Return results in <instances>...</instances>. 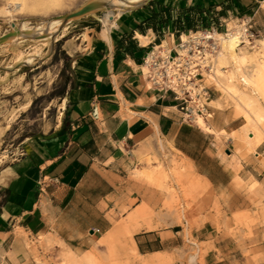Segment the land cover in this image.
<instances>
[{
  "label": "crops",
  "instance_id": "0c3cea01",
  "mask_svg": "<svg viewBox=\"0 0 264 264\" xmlns=\"http://www.w3.org/2000/svg\"><path fill=\"white\" fill-rule=\"evenodd\" d=\"M252 12L262 35L263 0H152L125 11L109 33L100 28L74 60L62 127L27 142L0 172V264H38L34 240L83 256L143 206L147 227L133 235L135 251L151 257L181 247L182 232L160 225L161 216L170 223V195L151 175L155 159L169 165L171 149L197 182L189 215L206 220L193 237L214 243L208 264H245L228 252L236 242L217 232L215 210L221 206L230 228L234 215L264 207V139L244 141L236 110L216 97L205 122L210 131L184 123L173 94L150 87L143 61L158 47L175 53L180 35L207 15Z\"/></svg>",
  "mask_w": 264,
  "mask_h": 264
},
{
  "label": "rangeland",
  "instance_id": "374dc122",
  "mask_svg": "<svg viewBox=\"0 0 264 264\" xmlns=\"http://www.w3.org/2000/svg\"><path fill=\"white\" fill-rule=\"evenodd\" d=\"M94 1L98 0H0V40L8 39L0 42V172L4 166L20 157L27 142L47 137L62 127L65 109L63 98L69 88L75 85L74 60L91 43L100 28L104 26L109 33L113 26L109 25L107 10H100L95 14L86 12L69 22H57L55 25L61 23L64 26L60 24L56 40L49 45L38 38L23 36V32L28 33L27 29L32 28H36V31L48 21H55V17L82 12ZM144 4L127 11L136 10ZM114 12L118 14L117 10ZM242 15H233V19L228 21L229 27H235ZM21 25L24 29H21ZM86 26L94 27L91 30ZM259 30V26L257 29L255 27L254 41L251 45L239 47L237 54L224 49L221 44L223 55H220V51L216 55L211 77L206 79L212 100L215 97L221 99L223 107L236 110L237 116L241 118L242 139L249 141L252 136L254 142L248 143L254 145L264 139V96L245 86L243 77L264 72V64L258 59V52L264 45V31L260 35ZM18 31H22L23 37ZM19 35L22 38H17ZM12 37L16 39L9 40ZM232 89L237 93L232 92ZM249 100L252 101L251 107L248 106ZM167 158L170 163L165 167L162 161L155 159L157 167L152 169L154 173L151 175L160 182L159 187L170 195L165 203V208L170 212V223L162 221L161 216L160 225L175 226L176 231L182 232L181 247L170 253L140 257L134 250L133 235L138 227L140 230L147 227L148 219H132L133 212L115 225L117 232L110 231L93 250L83 256H77L67 248L64 250L60 244L55 247L57 242L32 241L30 245L37 263L144 264L146 259H151V264H208L209 255L215 251L214 243H202L193 237L194 226L206 220L189 215L193 207L191 192L197 182L188 163L176 151L171 149ZM3 196L0 186V203ZM215 211L217 232L227 233L236 242L229 247L228 252L244 260L245 264L264 261V207L234 215L230 228L226 226L228 218L220 205ZM151 217L152 221L157 215L152 213ZM216 252L220 258L219 252Z\"/></svg>",
  "mask_w": 264,
  "mask_h": 264
},
{
  "label": "built area",
  "instance_id": "2783aa9c",
  "mask_svg": "<svg viewBox=\"0 0 264 264\" xmlns=\"http://www.w3.org/2000/svg\"><path fill=\"white\" fill-rule=\"evenodd\" d=\"M230 19L233 16L216 20L214 14L207 15L197 30L180 35L175 53L158 47L143 61L150 87L173 94L184 123L197 125L199 119L206 122L212 115V93L206 79L212 70L210 56L217 55L221 46L218 40H208L207 35H228L232 30L241 46L254 41L255 13L243 14L235 27H229Z\"/></svg>",
  "mask_w": 264,
  "mask_h": 264
},
{
  "label": "bare ground",
  "instance_id": "6f19581e",
  "mask_svg": "<svg viewBox=\"0 0 264 264\" xmlns=\"http://www.w3.org/2000/svg\"><path fill=\"white\" fill-rule=\"evenodd\" d=\"M103 1H105V0H98L96 2L94 1L95 3L87 6L85 10H87V12L92 13V14H95L96 12H98L100 10H107L109 25L112 27L116 23V20L125 11H127L129 9H132V8H134L136 6L142 5V4L146 3L148 0H106L108 2H103ZM85 10H83V11H85ZM115 10L118 11V14H115V12H114ZM77 18H78L77 12L71 14L69 17H61V16H59L58 18L55 17L53 19L55 21H51V22L48 21L46 25L40 26L36 31H35L36 28H34V29L33 28L32 29H27L26 26L23 24V26H25V29H27L29 31L28 33L27 32H23V34H24L23 36H27L29 38L30 37H32V38H38L37 40L43 41L42 43L45 42L47 45H49L50 42H53L54 40H56V36L58 34V30H59L60 24L62 22H64V21L65 22H69V21H72V20L77 19ZM59 21H61V23H59V26L55 25ZM61 25H63V24H61ZM23 26L21 25V29H24ZM60 29H61V27H60ZM232 29H234V28H232ZM20 32H22V31H20ZM20 32L18 31V33L21 34V36H22V33H20ZM16 35H15V37H16ZM236 35H237L236 32L235 31L233 32L231 30L228 35H223V34H216V35L215 34H212V35H209L208 34L206 38L208 40H210L211 38H213L214 40H218L219 43H220V46L222 44V47L224 49H228V50H230L231 53H236L237 54V49L239 47H241V45L239 44ZM22 37H20V35H19L17 38H22ZM140 38L142 40H144L142 37H140ZM13 39H16V38L12 37L9 40H13ZM2 40L3 41H6L8 39H2ZM258 53H259L258 54V59L262 62V64H264V45H263V49H261ZM220 55H223V52L222 51H220ZM34 56H35V54H34ZM23 57H24V55H23ZM215 57H216L215 54H213L212 56H210V58H212V62L213 63H214ZM20 58H22V57H20ZM28 58H29V56H28ZM25 59L28 60L27 58H25ZM20 60H22V59H20ZM31 61L33 62V59ZM22 65H24V63ZM212 69H213V67H212ZM145 70L147 71L146 68H145ZM211 73H212V71L209 74H207V77H209L211 75ZM243 82L245 83V86H248L249 88H251V90L253 92L259 93V94H261V95L264 96V72L263 71H259L257 73V75H255L253 77H247V76L245 77L244 76L243 77ZM232 92L237 93V91L235 89H232ZM248 106H250V107L252 106V101L251 100H249ZM198 125L200 127L204 128V129L209 130V131L211 130V128H207L206 123H205V121L203 119H199L198 120ZM262 127L264 129V126H262ZM148 214L149 213H148L147 207L146 206H143L142 208L138 209L134 213V215L132 216V219H135L137 217L144 218V217H147ZM139 230H140V227H138L135 232H138ZM139 256L140 257H144V256H141V255H139ZM152 262H153V260L146 259V261L144 262V264H151Z\"/></svg>",
  "mask_w": 264,
  "mask_h": 264
},
{
  "label": "water",
  "instance_id": "95a60500",
  "mask_svg": "<svg viewBox=\"0 0 264 264\" xmlns=\"http://www.w3.org/2000/svg\"><path fill=\"white\" fill-rule=\"evenodd\" d=\"M149 2H151V0H149L147 3H145L144 5H147ZM87 12V10H85V11H82V12H78L77 13V16L79 17V16H81V15H83L84 13H86ZM67 17H69V16H67ZM3 40H0V42H2Z\"/></svg>",
  "mask_w": 264,
  "mask_h": 264
},
{
  "label": "trees",
  "instance_id": "16d2710c",
  "mask_svg": "<svg viewBox=\"0 0 264 264\" xmlns=\"http://www.w3.org/2000/svg\"><path fill=\"white\" fill-rule=\"evenodd\" d=\"M156 20V17H155V15L151 18V21H152V23H153V21H155Z\"/></svg>",
  "mask_w": 264,
  "mask_h": 264
}]
</instances>
